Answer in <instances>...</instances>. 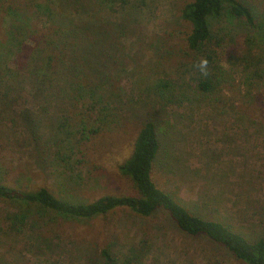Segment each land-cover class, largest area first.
I'll use <instances>...</instances> for the list:
<instances>
[{"label": "rangeland", "instance_id": "374dc122", "mask_svg": "<svg viewBox=\"0 0 264 264\" xmlns=\"http://www.w3.org/2000/svg\"><path fill=\"white\" fill-rule=\"evenodd\" d=\"M47 1L58 16L56 0ZM191 1L115 0L96 19L110 46L123 37L126 47L107 62L111 77L102 88L117 93L115 99L104 98V106L111 105L103 111L107 116L102 106L92 111L90 101H76L65 86L58 99L39 105L33 82L25 80L28 105L22 98L13 103L30 110L36 134L28 137L32 130L21 117L0 115V180L22 189L49 186L81 203L130 194L132 183L119 168L131 156L142 125L152 120L161 141L157 186L193 215L219 220L255 239L264 230V84L256 102L247 100L239 71L229 68L235 77L231 86L200 104H166L147 91L159 80L181 82L187 89L182 81L195 85L184 55L189 26L181 17ZM253 1L262 11L264 0ZM91 127L99 132L92 135ZM9 212L0 203V227ZM33 223L36 229L18 236L0 229V264H102L100 253L107 246L121 251L122 261L144 240L147 256L135 264H240L205 241L181 235L162 214L145 220L118 211L90 222L61 220L55 227L34 216Z\"/></svg>", "mask_w": 264, "mask_h": 264}, {"label": "trees", "instance_id": "16d2710c", "mask_svg": "<svg viewBox=\"0 0 264 264\" xmlns=\"http://www.w3.org/2000/svg\"><path fill=\"white\" fill-rule=\"evenodd\" d=\"M114 1L56 0L60 11L57 16L47 0H0V115L15 114L24 119L32 130L29 138L36 134L32 113L13 103L22 98L28 105L25 80L33 82V100L39 105L58 99L65 86L76 101H90L92 111L102 106L100 112L107 116L103 111H109L111 105L104 106V98L117 95L102 88L111 77L107 62L113 58L111 53L126 52V47L123 37L110 46L109 35L96 19L106 8L111 10ZM181 17L189 26L184 55L190 81L195 85L182 82L192 93L181 82L176 85L167 80H159L147 91L166 104H200L203 98L221 95L231 86L235 80L231 68L239 71L244 97L256 102L264 84V7L260 11L253 0H192L181 9ZM63 128L60 124L59 130ZM90 132L96 135L99 129L91 127ZM160 154L158 125L147 120L131 156L119 168L132 183L133 191L89 203L65 199L49 186L22 189L0 180V203L11 211L0 229L6 227L10 235L18 236L28 228H37L34 216L44 226L55 227L61 220L90 222L118 211L145 220L162 214L186 238L205 241L240 264H264V230L255 239H248L224 222L193 215L175 196L157 186L154 173ZM38 241L49 242L40 236ZM147 242L144 240L138 251H128L122 261L123 253L107 246L100 253L102 264H135L147 256Z\"/></svg>", "mask_w": 264, "mask_h": 264}]
</instances>
